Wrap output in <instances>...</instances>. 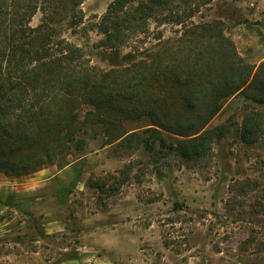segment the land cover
I'll return each instance as SVG.
<instances>
[{"label": "rangeland", "instance_id": "rangeland-1", "mask_svg": "<svg viewBox=\"0 0 264 264\" xmlns=\"http://www.w3.org/2000/svg\"><path fill=\"white\" fill-rule=\"evenodd\" d=\"M111 1L83 0L74 31L56 24L98 68L125 66L155 47L168 54L172 44L156 37L180 28L164 21L170 9L194 23L218 20L245 63L264 61V0H211L191 17L197 0H170L161 23L150 20L134 42L106 49L96 25ZM254 110L262 113L259 136L241 140L238 125ZM86 112L76 111L80 120ZM148 123L124 121L126 134L135 133L126 140L83 125L43 168L0 171V264H264V104L241 93L225 99L203 129L213 134L198 160L179 156V137L161 131L160 140Z\"/></svg>", "mask_w": 264, "mask_h": 264}, {"label": "trees", "instance_id": "trees-1", "mask_svg": "<svg viewBox=\"0 0 264 264\" xmlns=\"http://www.w3.org/2000/svg\"><path fill=\"white\" fill-rule=\"evenodd\" d=\"M83 0H0V171L20 176L50 164L56 153L76 143L83 125L103 127L112 140L126 134L122 123L146 118L160 140L161 131L179 138L174 150L198 160L210 149L212 134L203 130L225 99L241 93L264 104V61L245 63L223 34L218 20L194 23L173 9L164 21L179 25L169 53L158 49L107 70L85 60L81 48L56 29L75 30ZM211 0H197L199 6ZM170 0H112L97 21L100 46L115 49L161 23ZM40 13L36 25L31 17ZM135 50L138 45L133 44ZM87 107L83 120L76 111ZM262 113L251 111L238 125L241 140L261 131Z\"/></svg>", "mask_w": 264, "mask_h": 264}]
</instances>
